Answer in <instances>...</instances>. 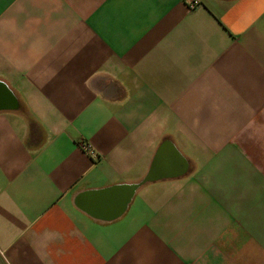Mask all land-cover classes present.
<instances>
[{"label": "crops", "instance_id": "crops-1", "mask_svg": "<svg viewBox=\"0 0 264 264\" xmlns=\"http://www.w3.org/2000/svg\"><path fill=\"white\" fill-rule=\"evenodd\" d=\"M200 1L0 0V264H264V0Z\"/></svg>", "mask_w": 264, "mask_h": 264}, {"label": "built area", "instance_id": "built-area-1", "mask_svg": "<svg viewBox=\"0 0 264 264\" xmlns=\"http://www.w3.org/2000/svg\"><path fill=\"white\" fill-rule=\"evenodd\" d=\"M181 2H184L189 9H195L196 7L201 5L200 0H179ZM83 149L89 153L90 155H94L93 148L90 144L84 143L82 144Z\"/></svg>", "mask_w": 264, "mask_h": 264}, {"label": "water", "instance_id": "water-1", "mask_svg": "<svg viewBox=\"0 0 264 264\" xmlns=\"http://www.w3.org/2000/svg\"><path fill=\"white\" fill-rule=\"evenodd\" d=\"M152 178H153V175H152V174L148 175V176L146 177V179H145V182L152 180ZM137 188H138V187H137Z\"/></svg>", "mask_w": 264, "mask_h": 264}]
</instances>
